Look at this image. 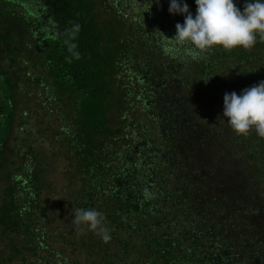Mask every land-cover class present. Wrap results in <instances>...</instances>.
Returning a JSON list of instances; mask_svg holds the SVG:
<instances>
[{"label":"trees","instance_id":"1","mask_svg":"<svg viewBox=\"0 0 264 264\" xmlns=\"http://www.w3.org/2000/svg\"><path fill=\"white\" fill-rule=\"evenodd\" d=\"M168 7L0 0V57L44 91L66 162L52 205L32 147L10 163L17 85L0 71V264H264V137L223 117L225 92L264 80V35L181 45ZM88 207L111 239L73 224Z\"/></svg>","mask_w":264,"mask_h":264},{"label":"clouds","instance_id":"2","mask_svg":"<svg viewBox=\"0 0 264 264\" xmlns=\"http://www.w3.org/2000/svg\"><path fill=\"white\" fill-rule=\"evenodd\" d=\"M195 4L193 15L186 0H169V13L184 16L183 23H176L172 38L178 44L193 45L202 51L216 45L226 50L237 46L250 49L258 36L264 35V0H245L243 10L235 0H195ZM223 117L238 135L255 130L264 137V80L239 94L225 92ZM104 220V214L95 207L77 208L72 219L74 225H86L107 241L111 237Z\"/></svg>","mask_w":264,"mask_h":264},{"label":"rangeland","instance_id":"3","mask_svg":"<svg viewBox=\"0 0 264 264\" xmlns=\"http://www.w3.org/2000/svg\"><path fill=\"white\" fill-rule=\"evenodd\" d=\"M16 31L18 34L21 33L18 28ZM0 71L8 72L11 80L17 85L14 99V125L10 136L4 140L5 155L11 160L10 163L16 160L21 161V155L32 147L36 157L35 164L46 169L45 179L50 186L46 185L44 198L52 205L61 195V188L65 181L66 162L62 155L56 153L58 146L52 138L53 131L59 126V121L55 116L52 118L43 116L40 103L45 100L46 95L39 85L29 81L19 69H14L6 58L0 57ZM50 103V107L54 106L53 101ZM27 108H31V111L24 114ZM51 119L52 123L49 122Z\"/></svg>","mask_w":264,"mask_h":264}]
</instances>
